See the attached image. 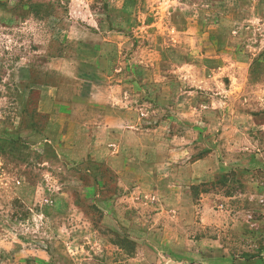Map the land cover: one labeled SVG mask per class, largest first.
I'll return each instance as SVG.
<instances>
[{
  "label": "rangeland",
  "instance_id": "374dc122",
  "mask_svg": "<svg viewBox=\"0 0 264 264\" xmlns=\"http://www.w3.org/2000/svg\"><path fill=\"white\" fill-rule=\"evenodd\" d=\"M259 3L225 75L126 63L105 90L71 36L109 0H0V264H264Z\"/></svg>",
  "mask_w": 264,
  "mask_h": 264
},
{
  "label": "crops",
  "instance_id": "0c3cea01",
  "mask_svg": "<svg viewBox=\"0 0 264 264\" xmlns=\"http://www.w3.org/2000/svg\"><path fill=\"white\" fill-rule=\"evenodd\" d=\"M260 1L232 3L237 18L233 24L227 0H109V10L101 14L92 10V22L78 30L77 38L71 36V42L97 53L104 64L105 90L121 87L126 63L131 71L143 69L150 79L156 77L161 64H174L173 74L188 79L197 70L195 63L200 62L205 64V78L215 79L225 75L217 72L228 71L226 62L248 60L238 47H243L247 35L246 19L256 14ZM83 57L77 53L76 59L56 62L70 68L69 64L80 63ZM165 73L166 79L172 72Z\"/></svg>",
  "mask_w": 264,
  "mask_h": 264
}]
</instances>
